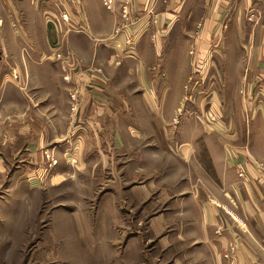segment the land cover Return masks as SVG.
<instances>
[{
  "label": "crops",
  "instance_id": "0c3cea01",
  "mask_svg": "<svg viewBox=\"0 0 264 264\" xmlns=\"http://www.w3.org/2000/svg\"><path fill=\"white\" fill-rule=\"evenodd\" d=\"M34 1L31 3L41 10L39 1ZM64 2L68 4L62 3L63 10L70 17L66 24L73 30H65L58 21L59 26L52 24L41 33L28 18V23L22 22V31L11 34L17 56L11 64L13 69L35 73L36 82L32 87L29 85L33 97L27 98L21 87L5 79L10 69L0 67L5 72L0 78V89L5 95L10 94L3 99L13 97L19 101L7 107V112L16 113L17 118L10 119L4 135L10 142L19 136L29 138L12 166L7 164L9 154L0 150V179L8 167L13 173L6 182L9 186L16 179L18 188L27 191L61 189V193L79 194L85 192L88 179L83 176L88 172V181L95 184L93 191L103 193L99 198L110 201H118L126 191L129 199L148 200L158 188L156 200L164 203L163 210L155 213L157 220L170 214L166 200L173 197L168 188L177 187L180 194L175 196L176 201L191 207L190 211H173L174 216H190L178 221L174 228L176 239H185L182 237L185 232L188 233L185 240H189V247H184L189 250L184 255L179 251L174 264L182 261L183 256L197 260L196 264H264V173L255 166V161L264 156V147L253 144L254 139H262L255 122L258 116L264 121V115L261 112L250 118L254 126L250 138L252 150H244L223 140L222 132L204 123L201 115L184 114L178 120L174 102L189 70V62L187 69H182L176 49L181 43L187 47L185 39L190 32L185 34L182 29L186 31L187 25L200 15L205 20L202 36H209L211 24L225 25L226 34L242 35L237 44L232 35L223 39L227 38L230 48L254 56L252 66L259 82L264 81V0H157L156 4L155 0H132V17L138 14L139 20L126 25L119 17L117 5L110 10L102 0ZM148 21L152 23L150 26L146 25ZM79 24L84 30L74 28ZM114 29H118L113 37L116 45L121 38L134 37L131 49L125 51L116 46L115 53H111L114 45L104 43L100 36L110 35ZM68 46L86 62L72 61L69 65ZM6 48L0 39L1 55L6 54ZM57 52L62 57L54 61ZM88 57L102 65L104 72L89 73V67L94 66H89ZM167 62L174 65L177 78L174 81L173 77L174 88L167 79ZM63 65L67 69L63 73H71L70 79H63L60 72ZM260 87H264V82ZM72 88L79 90L80 100L75 125L68 115ZM39 96L44 97L38 99ZM155 137L160 144L149 143ZM6 141L7 138L2 140ZM46 153L56 160L55 164L48 165L50 157ZM155 161L157 164L152 165ZM239 165L246 171L244 177L238 175ZM106 176L117 186L102 188L101 181ZM169 183L174 185L167 187ZM19 195L0 190L1 217L8 221L19 218ZM59 197L66 201L68 196L59 194ZM10 199L15 208L5 207L11 204ZM68 204L63 202L56 210L66 216L79 215L77 207H64ZM231 244H235V250L226 257Z\"/></svg>",
  "mask_w": 264,
  "mask_h": 264
},
{
  "label": "rangeland",
  "instance_id": "374dc122",
  "mask_svg": "<svg viewBox=\"0 0 264 264\" xmlns=\"http://www.w3.org/2000/svg\"><path fill=\"white\" fill-rule=\"evenodd\" d=\"M4 1L0 0V39L7 45V48L5 55H1L0 52V67L10 69L5 74L7 81L15 83L14 85L19 88L21 87L27 94L25 95L27 98L33 97L29 85L32 87L31 84L36 82L35 73L31 75L30 72L15 71L12 67L17 56L13 50L15 42L11 34L15 31H22V22L28 23V18L35 22L41 33L46 32L45 29L52 24L59 26L58 21L65 27V30H73L72 26H68L66 20L62 18L64 13L69 15L66 10H63L62 5V3H67L64 2L67 0H38L41 10L37 8V4L35 7V4L31 3L32 0H7L6 5ZM131 1L112 0L111 8H108L111 10L117 5L119 17L125 25L126 23H137L139 20L138 14L135 16L134 13L135 17H132ZM156 2L157 0L154 3L156 4ZM201 3L202 1L198 2L200 6ZM44 4L47 6L42 7ZM34 9L36 12L30 14V10L34 11ZM38 9L43 13L41 16L42 23ZM204 21L203 16H197V19H193L187 25L186 31L182 29L185 34L190 32L185 39L187 47L181 43L176 49V58L183 67L182 69L185 67L187 69L189 62V70L184 77L182 76V83L174 101L177 111L176 118L179 120V117L184 114L201 115L202 118L204 117V123H208L209 127H213L217 132H222L221 138L223 140L226 139L234 147L252 150L250 148L252 139L250 142V138L253 136L254 126L250 118L261 112L264 115V87H260L261 82L264 81L260 80L261 82H259L256 76V70L252 66L254 56L252 54L244 55V50L240 53L239 49L230 48L226 41L227 38H225L226 40L223 39L228 34L230 37L232 35L237 44L242 35L239 36L238 32L226 34L225 25L211 24L208 26L209 36H202L201 29ZM67 22H70V19ZM151 24L148 21L146 25L150 26ZM74 28L79 31L84 30L82 24L74 26ZM117 30L114 29L110 35L100 36L104 43L114 45V52H111L113 54L116 46L126 51L131 49L128 45H133L135 42L134 37L131 38L130 36L129 43H125L124 39L121 38V43L116 45L113 37ZM153 42L156 43V40ZM205 44H207L206 49H204ZM251 46L254 47V45ZM68 49L66 50L69 51V65L72 61H80V64L84 61L83 57L76 55L75 50L73 51L69 46ZM186 50L189 51V55ZM251 52H253V48L249 49V53ZM60 57L55 54V60H53H59ZM107 59L110 58L107 57ZM88 61H90L89 57L87 58ZM112 61L114 64L117 63L114 56ZM165 65H167V79L174 88L176 84L174 81L177 80L172 68L174 65L169 62ZM66 66L67 64H65V68ZM89 66L100 68L102 71L98 74L104 72V67L94 61H90ZM60 67L62 75L63 70L66 72L67 69H64V65ZM4 73L0 70V78ZM70 74L69 72L63 73V79L66 80L65 76L70 79ZM72 90L77 91V98L76 105L72 108L73 102L69 96L68 115L70 121H74L80 109L79 90L76 88H72ZM4 96H10V94L7 92L5 95L0 89V150L5 149V154H9L7 164L12 166L15 163L14 159L20 157L19 152L24 150V145L29 138L19 136V139L10 142L11 140L4 135L10 119L13 116L17 118L16 113L7 112V107L19 102L13 97L3 99ZM43 97L39 96L38 99ZM4 114L12 117L6 116L4 118ZM255 123L261 130L259 133L262 139H254L253 144L264 147V121L258 116ZM72 124L78 123L74 121ZM4 138H7L5 143L2 142ZM153 142L160 144L157 137L151 139L149 143ZM155 164L157 161L152 165ZM255 166L264 173V156L255 161ZM17 171L20 170L17 168ZM12 174L11 168L7 167L0 179V190H9L11 194L20 193L19 197L21 198L19 199L21 200L18 199L17 205L21 204V215L16 220L13 218L11 221L0 215V264H174V259L179 257L176 255L179 254V251H182L184 255L186 250H189L184 248L189 247V240H185L188 233H182V237L185 239L179 236L178 239L175 238L174 228L177 227V222H183L185 218H190V216L185 217L179 214L174 216L173 211L174 213H179L181 210L190 211L191 207V205L188 206L176 201L178 197L175 198V196L180 194L177 187L168 188L170 196L174 198L166 200V207H168L170 214L157 220L155 213L163 210L164 203L162 200H156L158 188L154 189L155 191L150 194L148 200L135 201L129 199V193L126 191L118 201H110L108 198L100 199L99 196L104 194L93 191L95 184L93 185L88 181L90 179L88 172L83 176L84 179H88L85 182V192L79 194L75 192L69 194L67 191L61 193V189H50L49 191L43 188L39 191L19 189L16 179L10 186L6 183ZM101 182H103L102 188H109L110 186L114 188L117 184L112 182L110 176L102 178ZM173 185L169 183L167 187ZM201 187L205 191V185L202 184ZM19 190L26 191V193H21ZM59 194L68 196V200L67 198L66 201L61 200ZM11 201V204L5 207L15 208L13 200ZM19 201L21 202L19 203ZM63 202H69L64 207H77L76 211L79 212V215L66 216L61 211L56 210V207ZM121 207V210L111 209ZM126 207L129 210H126ZM18 208L20 207L18 206ZM192 218L196 217L192 216ZM14 221H16L15 224ZM235 247V244H231L225 254L232 253ZM181 259L182 261L180 260L177 264H196L197 261L184 256Z\"/></svg>",
  "mask_w": 264,
  "mask_h": 264
},
{
  "label": "built area",
  "instance_id": "2783aa9c",
  "mask_svg": "<svg viewBox=\"0 0 264 264\" xmlns=\"http://www.w3.org/2000/svg\"><path fill=\"white\" fill-rule=\"evenodd\" d=\"M103 2H104V5H105L106 8H111L112 0H104ZM124 8H125V6H124ZM124 15H126V14H124ZM62 18H63V20H66V22L70 19L69 15H68L67 13H64V14L62 15ZM67 23H69V22H67ZM129 41H130V37H126V38L124 39V42H125V43H129ZM127 45H128V44H127ZM129 45H130V44H129ZM129 45H128V47H129ZM67 54H69V53H67ZM56 56H57V57H60V56L62 57L61 52H57V53H56ZM67 56H68V55H67ZM61 57H60V58H61ZM100 71H102L100 68L91 67L90 70H89V73H91V74H93V73H99ZM65 78L68 79L67 76H65ZM69 96H70V98H71V100H72L71 102H73V103H72V108H74V106L76 105L75 102H76V98H77V91H76V90H72V91L70 90V92H69ZM45 155H46V157H50V163H48V165H51L52 163H55V162H56L55 159H51L50 154L46 153ZM237 172H238V175H239L240 177H244L245 174H246V171H245L244 167L241 166V165L238 166ZM225 256H228V254H225Z\"/></svg>",
  "mask_w": 264,
  "mask_h": 264
}]
</instances>
